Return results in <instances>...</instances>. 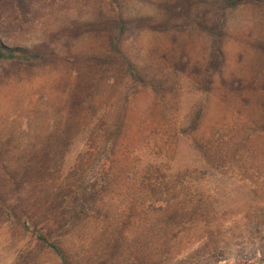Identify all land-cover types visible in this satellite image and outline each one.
Listing matches in <instances>:
<instances>
[{"label": "rangeland", "instance_id": "obj_1", "mask_svg": "<svg viewBox=\"0 0 264 264\" xmlns=\"http://www.w3.org/2000/svg\"><path fill=\"white\" fill-rule=\"evenodd\" d=\"M225 2L0 0V38L49 56L0 60V264H63L34 228L70 264H264L249 238L201 260L203 225L146 226L214 175L264 183V2Z\"/></svg>", "mask_w": 264, "mask_h": 264}, {"label": "trees", "instance_id": "obj_2", "mask_svg": "<svg viewBox=\"0 0 264 264\" xmlns=\"http://www.w3.org/2000/svg\"><path fill=\"white\" fill-rule=\"evenodd\" d=\"M249 2L261 3L264 2V0H226L225 3L228 7H236L239 4ZM118 28L120 31L129 29L127 26V21L119 23ZM48 57V55L41 53L38 50L30 49L20 45H10L0 38L1 61L48 62ZM127 71L134 80H139L141 78L133 64H128ZM197 123L198 117H195L193 119L192 126L194 127L197 125ZM213 147L217 148V146ZM212 150L213 148L210 146L209 151ZM218 154H221V157L224 155L229 157L228 152L224 153V151L218 147L215 153L212 151V159L215 160V155ZM209 157H211V155H209ZM226 165L233 167L234 164ZM240 169V167H237L238 172ZM212 177L214 178L213 183L215 185L214 194L204 196L203 193H200L199 189L198 191L196 190V192L191 197L181 196L175 200L165 199L163 202L159 203V207L155 206V210L153 211H158L159 213L153 219L156 221V223H150L146 226L175 225L179 230H184L187 227H194L197 224L203 225L205 229L208 230L210 235H206L204 233V238H201V244L193 251L189 252L186 257L196 256L197 259L201 260L220 259L226 255V253H230V250L228 249L231 248L236 241L241 239L247 240V238L251 239L252 242L255 241L260 252L264 253V183H262L260 188L257 186H254L253 189L251 188L253 192L251 191L250 195L246 192L240 193L238 189H245L247 184H244V182H241L242 184L237 182L234 188L235 195H232L226 193L227 191L224 190L226 188V190H228V188L231 187L234 182L239 180H235L234 178L232 181L224 183L219 178L215 177V175ZM178 187L179 185H174V189H177ZM148 189L151 190V192L156 193L162 188L150 184ZM197 193L198 195H196ZM73 200L74 198L71 201L72 203L70 205L72 207H70V209L71 212L73 209L74 212H76V208L73 207V204L79 206L80 203L73 202ZM233 202H235L233 206L242 205L243 207L239 212L229 215L225 207L232 205L231 203ZM87 205V207L90 209L95 208L93 204ZM134 209L137 208L134 206ZM139 213L141 214L140 211ZM149 213L151 212H147L144 217L142 216L136 220V223L139 224L143 220L148 222L150 219L147 217ZM73 214L74 216L72 217V221H74L76 218V213ZM226 218H228V220H224ZM188 224L190 226H186ZM32 233L37 237L38 240L52 248V250L62 260L63 264H70L65 250L61 246L55 242L49 241V239L38 228H34ZM227 233H229L228 236ZM221 242H223V244H221Z\"/></svg>", "mask_w": 264, "mask_h": 264}]
</instances>
